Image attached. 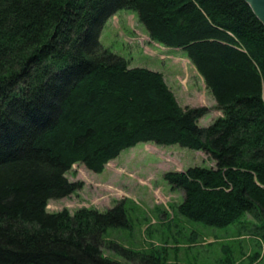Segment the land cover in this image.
Returning a JSON list of instances; mask_svg holds the SVG:
<instances>
[{
	"label": "trees",
	"instance_id": "trees-1",
	"mask_svg": "<svg viewBox=\"0 0 264 264\" xmlns=\"http://www.w3.org/2000/svg\"><path fill=\"white\" fill-rule=\"evenodd\" d=\"M133 10L153 40L183 50L223 115L177 100L162 72L130 67L101 31ZM140 142L202 150L215 167L164 177L184 216L228 226L264 220V24L246 0H0V264H122L104 234L125 226L106 212L51 213L81 188L77 163L101 173Z\"/></svg>",
	"mask_w": 264,
	"mask_h": 264
},
{
	"label": "rangeland",
	"instance_id": "rangeland-1",
	"mask_svg": "<svg viewBox=\"0 0 264 264\" xmlns=\"http://www.w3.org/2000/svg\"><path fill=\"white\" fill-rule=\"evenodd\" d=\"M100 41L130 67L162 72L183 107L207 106L200 126L223 115L186 53L153 40L133 10L124 8L110 17ZM215 165L202 150L140 142L109 161L101 173L75 164L66 176L81 182V188L50 199L46 209L73 215L84 208L106 212L123 202L128 223L108 228L101 247L105 257L122 264H264L263 219L247 213L228 226H213L179 212L185 192L172 188L165 173Z\"/></svg>",
	"mask_w": 264,
	"mask_h": 264
},
{
	"label": "water",
	"instance_id": "water-1",
	"mask_svg": "<svg viewBox=\"0 0 264 264\" xmlns=\"http://www.w3.org/2000/svg\"><path fill=\"white\" fill-rule=\"evenodd\" d=\"M256 16L264 24V0H246Z\"/></svg>",
	"mask_w": 264,
	"mask_h": 264
},
{
	"label": "bare ground",
	"instance_id": "bare-ground-1",
	"mask_svg": "<svg viewBox=\"0 0 264 264\" xmlns=\"http://www.w3.org/2000/svg\"><path fill=\"white\" fill-rule=\"evenodd\" d=\"M178 49H180V48H178Z\"/></svg>",
	"mask_w": 264,
	"mask_h": 264
}]
</instances>
